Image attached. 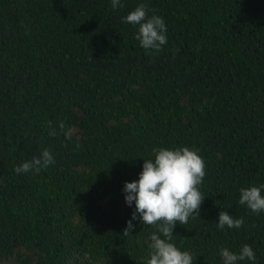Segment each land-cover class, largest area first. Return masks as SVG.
Returning a JSON list of instances; mask_svg holds the SVG:
<instances>
[{
	"label": "trees",
	"instance_id": "1",
	"mask_svg": "<svg viewBox=\"0 0 264 264\" xmlns=\"http://www.w3.org/2000/svg\"><path fill=\"white\" fill-rule=\"evenodd\" d=\"M141 3L165 20L158 53L123 22ZM121 5L0 0V264H146L157 228L137 219L124 235L125 183L177 147L204 159L205 199L171 242L193 264L245 244L256 260L237 264H264V211L239 204L264 184V0ZM44 149L54 164L15 172ZM221 211L244 225L218 229Z\"/></svg>",
	"mask_w": 264,
	"mask_h": 264
},
{
	"label": "clouds",
	"instance_id": "2",
	"mask_svg": "<svg viewBox=\"0 0 264 264\" xmlns=\"http://www.w3.org/2000/svg\"><path fill=\"white\" fill-rule=\"evenodd\" d=\"M113 9L122 7L121 0H111ZM154 11V10H153ZM146 4H139L133 11L123 17V22L138 26L135 39L149 54L162 51L167 44V27L164 18L159 15H148ZM63 130L64 125L61 123ZM57 133L52 129L50 135ZM154 160L144 159L143 170L139 180L126 182L124 192L126 203L131 206L135 202L132 218L127 222L124 235L134 229V220L143 224L156 226L157 231L150 235V258L146 264H193V257L188 251H181L173 238V229L177 223L187 224L189 217L199 216V209L204 197L199 185L205 177V161L195 149L189 147L154 148ZM55 163L50 150L44 149L41 155L31 161L24 162L15 168L17 174L34 170L39 173ZM264 184L240 189L239 204L246 205L251 212L259 214L264 211ZM244 218L234 219L226 211H221L217 227L220 230L241 228ZM163 238H161V235ZM223 264H237V261H255L253 248L245 244L239 254L228 248L220 249Z\"/></svg>",
	"mask_w": 264,
	"mask_h": 264
}]
</instances>
